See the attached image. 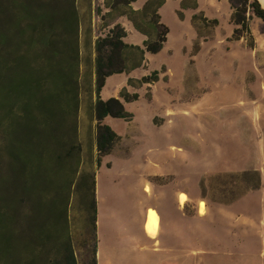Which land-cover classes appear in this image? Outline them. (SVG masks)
Listing matches in <instances>:
<instances>
[{"label":"rangeland","instance_id":"obj_1","mask_svg":"<svg viewBox=\"0 0 264 264\" xmlns=\"http://www.w3.org/2000/svg\"><path fill=\"white\" fill-rule=\"evenodd\" d=\"M75 1L80 21L75 136L79 152L64 164L49 163L36 191L23 196L15 192L20 215L16 207L10 212H16L20 223L12 226L19 238V261L55 263L57 248L39 239L37 226L49 225L50 217L66 204L77 264H92L87 215L88 187L94 177L96 208L97 195L100 200L97 264L98 252L99 264H264V22L252 18V38L225 40L223 30L213 40L215 24L203 13L189 11L185 24L183 8H193L195 0H166L165 47L128 79L130 88H122L140 99L124 108L132 118L110 122L120 140L98 166L95 42L114 25H129L122 17L128 9L114 0ZM0 2L6 7L0 10V25L8 29L21 14L15 1ZM53 2L58 7L65 4ZM259 2L264 8V0ZM151 18L150 11L133 17L150 34ZM7 34L13 36L10 29ZM209 39L212 42L205 44ZM15 50L3 54V63L9 62L1 66L4 81L15 73ZM132 63L129 56L127 66ZM154 72L158 82L141 83ZM46 88H52L51 83ZM8 113L0 111V117ZM166 134L167 149L161 147ZM148 221L157 227L154 237L146 233ZM5 258L0 255V264Z\"/></svg>","mask_w":264,"mask_h":264},{"label":"trees","instance_id":"obj_2","mask_svg":"<svg viewBox=\"0 0 264 264\" xmlns=\"http://www.w3.org/2000/svg\"><path fill=\"white\" fill-rule=\"evenodd\" d=\"M12 1L18 5L16 9L21 14L20 19L11 20L8 29L0 25V111H9L5 117H0V173L3 169V175L0 176V255L6 257L4 264H24L17 255V229L12 228L20 223L16 212H10L16 207L15 210L20 215L15 192L20 191L23 196L36 191L43 177V170L49 163L64 164L71 154L77 155L79 152L75 136L79 107L80 21L75 0H62L65 4L59 7L53 0ZM136 1L138 0H114L117 5L121 4L128 9V13L122 17H126L133 28L146 37L143 48L125 44L127 34L119 24L114 25L104 38H98L95 42L93 117L96 122L98 166L100 159L108 156L114 144L120 140L109 126L102 123L103 120L106 117L122 120L132 118L118 99L112 98L105 102L101 100L100 92L106 78L140 69L145 63V54L160 53L169 34L158 13L166 0H146L139 11L130 7ZM226 1L233 11L230 21L234 26L232 38L236 41L245 37L252 38L249 22L253 17L264 22V8L257 0ZM195 7L196 5L193 9ZM2 9L6 7L0 2V10ZM148 11L152 17L148 23L151 34L144 32L133 19ZM178 17L182 19V13H178ZM9 29L13 36L7 34ZM10 48L17 52L13 60L15 73L4 81L1 66L9 62L3 63V54ZM105 50H108L107 53ZM33 56L36 57L35 61ZM129 56L133 58L131 67L127 66ZM37 64L41 66L38 69L35 68ZM45 71L48 73L47 77L42 76ZM131 82L128 80L129 85ZM156 82L157 72L141 80L142 84L152 85ZM47 83H51L52 88H46ZM119 97L126 103L139 98L138 95L129 97L124 91L120 92ZM4 162L5 168L1 166ZM76 164L78 165L77 159ZM76 173L77 170L74 171V176ZM72 181L68 182V186ZM88 194L90 200L87 222L93 234L92 264H97L94 177L90 178ZM48 224L37 226V236L40 240L55 244L57 252L54 264H77L66 204L50 217Z\"/></svg>","mask_w":264,"mask_h":264},{"label":"crops","instance_id":"obj_3","mask_svg":"<svg viewBox=\"0 0 264 264\" xmlns=\"http://www.w3.org/2000/svg\"><path fill=\"white\" fill-rule=\"evenodd\" d=\"M146 0H144L145 3ZM259 2V0H257ZM138 2H140V0L136 1L135 3H132L130 5V7L135 10V11H139L142 9L144 3L142 5H140L139 7L135 8V4H137ZM175 4V7L178 6L179 1L177 2H173ZM259 4L261 5V3L259 2ZM167 5V1H165V4L159 9V16L161 18V23H162V12L164 10V7ZM195 9L193 8H185L182 12L184 14L185 17V24L186 21H188V19L191 17L188 12L189 11H198L204 14V19L208 20V21H215L216 25L214 28V36H213V40H216V34L222 32L223 30L225 31V40L227 39H231L232 34H233V30H234V26L231 24V16H232V9L229 5V3L226 0H195ZM127 23L129 25L125 26L124 24L121 26L124 28L127 36L124 39L125 44L128 45H132V46H138V47H142L143 48V42L146 40V37L143 36L142 34L138 33L134 28L133 25L126 19ZM163 24V23H162ZM136 34V35H134ZM212 41L209 39L207 43L205 44H210ZM166 44V43H165ZM204 45V44H203ZM206 45V46H207ZM165 47V46H164ZM204 47H201L199 50V54L197 56H200L201 53L203 52ZM159 54V53H158ZM157 55V54H156ZM156 55H151V54H145V60L148 61V63L150 64L151 58H153ZM139 69H136L134 71H131L129 74H118V75H113L110 76L108 78H106L105 80V85L104 87L101 89L100 92V98L102 101H107L109 99H118V95L120 93V91L122 90L123 87H127V81L129 78L133 77V74H135ZM153 70H158L157 67H154ZM167 70V75L169 78V82L170 77H169V73H168V69ZM160 81V80H159ZM130 88V87H127ZM140 99V96H139ZM120 102L122 103L123 107L125 108V110H128L129 106L132 103H126L123 100L120 99ZM114 119L110 118V117H106L103 122L105 125L109 126L111 128L110 122L113 121ZM112 129V128H111ZM113 130V129H112ZM169 134H166V139L163 142V144L161 145V147L164 148H170L169 147ZM176 154V153H174ZM108 157V156H106ZM97 189V187H96ZM97 195V193H96ZM97 199H98V214H99V197L97 195ZM104 208V206H103ZM175 232V231H173ZM97 234L99 236V243L98 246L100 244V235L98 233V227H97ZM158 234V233H157ZM172 234H176V233H172ZM177 236V235H175ZM157 238V236H156ZM154 238V239H156ZM154 239H151L152 241ZM153 244H155L153 242ZM169 245V244H167ZM174 245V244H173ZM170 246V245H169ZM102 247L104 248V243L102 242ZM98 249V248H97ZM106 254V253H105ZM165 262V260H164Z\"/></svg>","mask_w":264,"mask_h":264},{"label":"bare ground","instance_id":"obj_4","mask_svg":"<svg viewBox=\"0 0 264 264\" xmlns=\"http://www.w3.org/2000/svg\"><path fill=\"white\" fill-rule=\"evenodd\" d=\"M145 230L148 236L150 237H154L157 233V227L155 225V223L153 221H148L146 226H145ZM99 251V249H98ZM98 264L100 262V253L98 252Z\"/></svg>","mask_w":264,"mask_h":264}]
</instances>
